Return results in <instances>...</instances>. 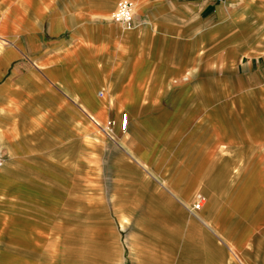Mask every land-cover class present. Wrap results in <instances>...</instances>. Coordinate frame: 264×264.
Segmentation results:
<instances>
[{
    "label": "crops",
    "instance_id": "obj_1",
    "mask_svg": "<svg viewBox=\"0 0 264 264\" xmlns=\"http://www.w3.org/2000/svg\"><path fill=\"white\" fill-rule=\"evenodd\" d=\"M118 1L0 0V256L40 252L56 205L51 143L115 108L171 135L177 196L204 182L200 216L226 264H264V0H131L129 29L110 17Z\"/></svg>",
    "mask_w": 264,
    "mask_h": 264
},
{
    "label": "rangeland",
    "instance_id": "obj_2",
    "mask_svg": "<svg viewBox=\"0 0 264 264\" xmlns=\"http://www.w3.org/2000/svg\"><path fill=\"white\" fill-rule=\"evenodd\" d=\"M123 113L128 116L126 131L118 128ZM91 116L84 115L81 137L76 141L51 143L61 154L49 159L59 172L53 174L56 205L46 223L50 233L42 249L27 256L21 250L5 249L0 264H17L22 256L27 264L232 261V252L219 241L220 233L203 221V217L207 219L204 212L211 208L210 198L203 194L204 182L197 184L188 198L177 196L184 183L175 182L179 166L173 165L171 135L164 134L158 141L129 119L127 111L117 115L114 108L109 115L114 120L112 139ZM94 119L102 124L109 120ZM134 156L148 159V165L144 167ZM214 190L211 199L218 205L222 190L219 185ZM198 192L206 202L192 213L190 207Z\"/></svg>",
    "mask_w": 264,
    "mask_h": 264
},
{
    "label": "built area",
    "instance_id": "obj_3",
    "mask_svg": "<svg viewBox=\"0 0 264 264\" xmlns=\"http://www.w3.org/2000/svg\"><path fill=\"white\" fill-rule=\"evenodd\" d=\"M116 9L113 11L111 18L122 25H133V16H134V5L131 0H120L117 2ZM91 120L95 122L96 125L99 126V128L105 132L108 137H111L112 139L115 136V132L113 130L114 128V120H108L106 123L102 124L98 122L94 117H91ZM128 116L127 113H123L119 124L121 131H126L128 128ZM4 157H3V152L2 149L0 148V167L4 164ZM204 201V196L202 195L201 192L196 193L194 202L192 206L190 207V211L192 213H195L197 209L202 205Z\"/></svg>",
    "mask_w": 264,
    "mask_h": 264
},
{
    "label": "bare ground",
    "instance_id": "obj_4",
    "mask_svg": "<svg viewBox=\"0 0 264 264\" xmlns=\"http://www.w3.org/2000/svg\"><path fill=\"white\" fill-rule=\"evenodd\" d=\"M125 27H127V28H131L133 25H124ZM164 184V183H163ZM199 216V218H201V216L200 215H198Z\"/></svg>",
    "mask_w": 264,
    "mask_h": 264
}]
</instances>
